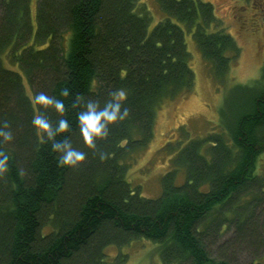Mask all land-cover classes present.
<instances>
[{
  "label": "trees",
  "instance_id": "trees-1",
  "mask_svg": "<svg viewBox=\"0 0 264 264\" xmlns=\"http://www.w3.org/2000/svg\"><path fill=\"white\" fill-rule=\"evenodd\" d=\"M33 1L0 0V127L13 137L0 142L9 155L0 174V264H105L106 248L141 238L157 245L163 264H230L210 257L205 244L208 233L230 227L237 242L263 248L256 210L264 211V177L255 168L264 151V91L226 136L183 148L157 198L127 182L126 160L152 136L159 105L193 89L190 28L212 25L211 33L192 36L216 78L224 80L238 53L233 37L217 28L212 4L156 0L162 18L153 22L141 0ZM117 89L128 93L129 117L89 150L73 102L79 95L102 105ZM39 92L64 99L68 135L86 153L79 167H58L33 128L38 112L54 126L59 118L34 102Z\"/></svg>",
  "mask_w": 264,
  "mask_h": 264
},
{
  "label": "rangeland",
  "instance_id": "rangeland-1",
  "mask_svg": "<svg viewBox=\"0 0 264 264\" xmlns=\"http://www.w3.org/2000/svg\"><path fill=\"white\" fill-rule=\"evenodd\" d=\"M206 1L213 6L217 28L229 33L239 50L231 58L226 77L220 80L215 77L212 65L202 58L192 36L211 33L212 25H202L198 31L192 26L186 34L190 66L194 72L193 89L184 97L167 99L159 105L154 116L152 136L146 144L143 142L144 147L133 148V153L129 154L131 158L126 160L127 182L130 181L132 187H140L139 193L145 198L155 199L160 195L162 177L172 169L174 159L180 157L183 148L211 134L223 133L226 136L238 116L250 110V101L264 91V30L259 26L250 34L251 27L241 26L244 17L242 8L247 7L241 0ZM143 2L151 12L153 22L162 18L156 0H141ZM251 11L254 12L253 9ZM261 22L258 19L256 23ZM66 39L67 34H63L59 48L64 47ZM9 66L13 67L12 64ZM255 172L264 177V151L258 158ZM176 174L179 182L185 181V170L180 169ZM260 210H256V216H261L259 222L264 225V211ZM261 229L259 236L264 241V229ZM234 231L230 227L221 232L208 233L205 244L210 257L224 259L230 264L259 261L264 264V247L247 241L237 242ZM120 255L123 261H120ZM104 257L107 264H163L157 245L143 238L121 247H108Z\"/></svg>",
  "mask_w": 264,
  "mask_h": 264
},
{
  "label": "clouds",
  "instance_id": "clouds-1",
  "mask_svg": "<svg viewBox=\"0 0 264 264\" xmlns=\"http://www.w3.org/2000/svg\"><path fill=\"white\" fill-rule=\"evenodd\" d=\"M60 95L68 97L70 90L63 88ZM127 91L117 89L112 97L101 105L98 100H81L76 96L73 107L78 108L76 113V124L84 146L92 150L96 147L97 141L104 140L109 135L110 127L123 122L129 117V110L124 107L127 98ZM34 102L41 109H52L58 115V119L53 123L41 112L32 117V126L40 133L44 141L50 144L51 150L56 153L58 167L75 169L86 159L85 151L74 147L68 132L71 128L69 120L63 115L66 112L64 99L46 92H39L33 96ZM0 127V142L11 141L13 139L11 131H6ZM63 137V139H61ZM100 159H105L104 153H100ZM9 155L0 151V174L7 171Z\"/></svg>",
  "mask_w": 264,
  "mask_h": 264
},
{
  "label": "flooded vegetation",
  "instance_id": "flooded-vegetation-1",
  "mask_svg": "<svg viewBox=\"0 0 264 264\" xmlns=\"http://www.w3.org/2000/svg\"><path fill=\"white\" fill-rule=\"evenodd\" d=\"M240 2L247 5L245 9L242 8L244 17L241 19V26L243 28L251 27L252 31L249 32L250 34L254 33L253 30H255L259 26L261 27V30H264V0L263 3H261V0H241ZM256 5H258L259 7L255 8ZM252 9L254 10V12L251 11ZM244 13L246 14L247 18L245 17ZM258 19H261L262 22L256 23ZM262 46H264V44ZM260 50H262V47Z\"/></svg>",
  "mask_w": 264,
  "mask_h": 264
}]
</instances>
